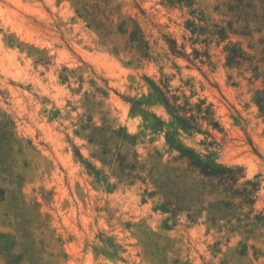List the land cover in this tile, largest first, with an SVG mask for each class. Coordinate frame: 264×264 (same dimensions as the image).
<instances>
[{
	"label": "rangeland",
	"instance_id": "374dc122",
	"mask_svg": "<svg viewBox=\"0 0 264 264\" xmlns=\"http://www.w3.org/2000/svg\"><path fill=\"white\" fill-rule=\"evenodd\" d=\"M246 1L235 14L229 0H0V264H264V0ZM128 15L148 58L106 20ZM193 15L232 32L197 41ZM165 35L199 59L172 55ZM145 76L213 105L219 128L175 138L224 175L130 113Z\"/></svg>",
	"mask_w": 264,
	"mask_h": 264
},
{
	"label": "trees",
	"instance_id": "16d2710c",
	"mask_svg": "<svg viewBox=\"0 0 264 264\" xmlns=\"http://www.w3.org/2000/svg\"><path fill=\"white\" fill-rule=\"evenodd\" d=\"M231 1V2H230ZM233 1V2H232ZM246 0H229L230 12L237 14L244 7L251 8L250 2ZM234 6V7H231ZM79 17H85L89 15L91 18V26H95L96 29H107V26L102 22L100 18H97L95 14L88 13V6L84 5L77 9ZM188 18L185 21V29L188 30L192 37L195 36L197 41L201 40L203 35H208L206 38H218V42H222L228 39L227 27L217 24H209V19L202 16ZM109 21L111 27L116 26L118 35L125 38L126 45L136 50L140 57L148 58L151 56V47L147 40L139 22L132 16H126L122 18L118 23H115L113 19L106 18ZM231 29L232 27L229 26ZM232 30V29H231ZM234 32V31H233ZM110 32H108L109 34ZM235 33V32H234ZM166 43L169 52L177 57H183L190 62H194L195 59H199V56L194 55L193 58L186 53L181 46L178 45L176 39L167 37L163 38ZM203 42H207L206 39H202ZM232 47H227V61L230 63H237L243 55L239 48L235 47L232 43ZM115 53L117 51H114ZM194 53L197 51L194 49ZM201 63H204L203 59H200ZM145 80L148 85V91L139 97H124V99L130 104V113L133 115H139L142 117L145 125L154 131H163L166 126H171L173 131L165 133L166 142L174 149L180 152V156L185 157L189 162L196 167L199 172L207 177H220L224 175V171L228 167H222L212 162H204L196 152L188 147H184L182 143L175 138V135L180 130L193 134L201 133L202 124L205 122L212 128H219V123L215 119V112L211 103H206L205 99L198 98L197 101H192L195 93L187 95L179 87L171 89L168 85V81L164 82L160 79L159 82L149 76H145ZM167 80V79H166ZM256 104L259 111L264 116V97L261 96V92L257 91ZM161 107L166 115L168 121H166L161 115H159L153 108ZM7 116L5 113L3 116ZM120 130L125 134L127 138H135V135L127 133L124 127H120ZM77 157L85 164L89 172L96 177L99 181H105L100 179V171L91 163L85 161L81 153L76 150Z\"/></svg>",
	"mask_w": 264,
	"mask_h": 264
}]
</instances>
